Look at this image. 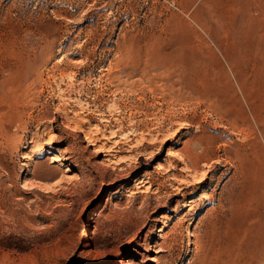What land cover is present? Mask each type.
Masks as SVG:
<instances>
[{
  "label": "rangeland",
  "instance_id": "obj_1",
  "mask_svg": "<svg viewBox=\"0 0 264 264\" xmlns=\"http://www.w3.org/2000/svg\"><path fill=\"white\" fill-rule=\"evenodd\" d=\"M0 264H264V0H0Z\"/></svg>",
  "mask_w": 264,
  "mask_h": 264
},
{
  "label": "bare ground",
  "instance_id": "obj_2",
  "mask_svg": "<svg viewBox=\"0 0 264 264\" xmlns=\"http://www.w3.org/2000/svg\"><path fill=\"white\" fill-rule=\"evenodd\" d=\"M190 156L192 157V155H190ZM192 161H193V160H192ZM193 163H194V165L196 166V167H193V168H198L199 161L196 160V162L193 161ZM96 245H97V244H96ZM95 249H97V247H96ZM90 251H95V250H90ZM137 253H139V252H137Z\"/></svg>",
  "mask_w": 264,
  "mask_h": 264
}]
</instances>
